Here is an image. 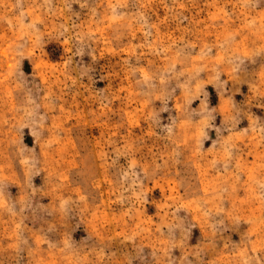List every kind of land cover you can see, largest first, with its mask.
<instances>
[{
    "label": "rangeland",
    "instance_id": "obj_1",
    "mask_svg": "<svg viewBox=\"0 0 264 264\" xmlns=\"http://www.w3.org/2000/svg\"><path fill=\"white\" fill-rule=\"evenodd\" d=\"M0 264H264V0H0Z\"/></svg>",
    "mask_w": 264,
    "mask_h": 264
}]
</instances>
